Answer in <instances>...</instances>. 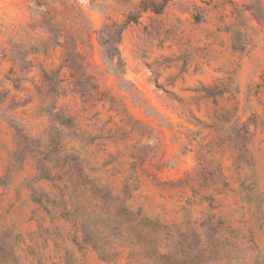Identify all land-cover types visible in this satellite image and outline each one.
<instances>
[{"label": "clouds", "instance_id": "1", "mask_svg": "<svg viewBox=\"0 0 264 264\" xmlns=\"http://www.w3.org/2000/svg\"><path fill=\"white\" fill-rule=\"evenodd\" d=\"M0 264H264V0H0Z\"/></svg>", "mask_w": 264, "mask_h": 264}]
</instances>
